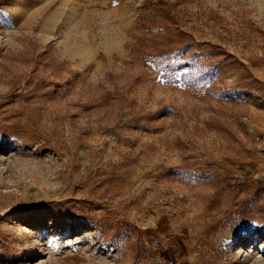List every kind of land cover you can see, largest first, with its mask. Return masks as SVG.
<instances>
[{"label": "rangeland", "instance_id": "rangeland-1", "mask_svg": "<svg viewBox=\"0 0 264 264\" xmlns=\"http://www.w3.org/2000/svg\"><path fill=\"white\" fill-rule=\"evenodd\" d=\"M0 264H264V0H0Z\"/></svg>", "mask_w": 264, "mask_h": 264}, {"label": "trees", "instance_id": "trees-1", "mask_svg": "<svg viewBox=\"0 0 264 264\" xmlns=\"http://www.w3.org/2000/svg\"><path fill=\"white\" fill-rule=\"evenodd\" d=\"M159 43L158 41L155 40V46H157ZM178 47H180V50H178L177 52L173 53V50H163L161 51L160 53H156L154 54L156 57H154V62H156V64L158 65H161L162 64V61L161 59L162 58H165V57H169L168 59V63H167V67L169 66H173V58L176 59V60H180V59H185L186 61H182V62H178L177 64L179 65V69H183V68H188V72L186 73H183V77L184 78H187V77H190L191 75H193V73H196L200 70L199 67H197V64H195L194 62L196 61V59H198V57H200L199 55H194V56H189L187 54V51H188V46H183L182 44L178 45ZM182 63H185V64H182ZM206 64V63H204ZM213 66H217V65H213ZM200 72H202V70H200ZM203 73V72H202Z\"/></svg>", "mask_w": 264, "mask_h": 264}]
</instances>
